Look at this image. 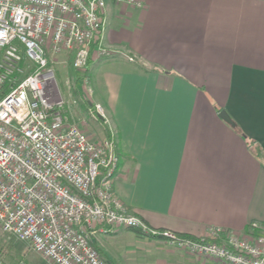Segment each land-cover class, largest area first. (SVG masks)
<instances>
[{
  "label": "crops",
  "instance_id": "obj_1",
  "mask_svg": "<svg viewBox=\"0 0 264 264\" xmlns=\"http://www.w3.org/2000/svg\"><path fill=\"white\" fill-rule=\"evenodd\" d=\"M106 6L102 43L121 68L92 60L84 76L101 69L105 99L85 101L116 137L113 195L149 228L196 238L264 223V0ZM92 244L107 264H221L126 228Z\"/></svg>",
  "mask_w": 264,
  "mask_h": 264
},
{
  "label": "built area",
  "instance_id": "obj_2",
  "mask_svg": "<svg viewBox=\"0 0 264 264\" xmlns=\"http://www.w3.org/2000/svg\"><path fill=\"white\" fill-rule=\"evenodd\" d=\"M105 8L106 0H0V232L47 264H107L92 244L96 233L149 231L112 193L113 138L92 142L69 120L53 66L62 57L85 73L90 60L111 55L102 43ZM169 245L221 264H264V223L242 232L210 227Z\"/></svg>",
  "mask_w": 264,
  "mask_h": 264
},
{
  "label": "rangeland",
  "instance_id": "obj_3",
  "mask_svg": "<svg viewBox=\"0 0 264 264\" xmlns=\"http://www.w3.org/2000/svg\"><path fill=\"white\" fill-rule=\"evenodd\" d=\"M108 2H112L110 0H106V4ZM107 8V6H106ZM105 8V10H106ZM115 55L112 54L106 57H103L100 60V64H106L110 70L121 68L119 64L115 61ZM114 60V61H113ZM64 64H63V63ZM59 58L55 59L53 66L55 67L56 71V80L57 86L59 91L61 92L63 99L67 104V108L71 111V120L73 123L77 124L82 131H84L89 139L92 142H99L102 141V136L104 132V124L107 123V118H100L98 115L95 114L93 108H88L84 103L86 102L84 98L85 93V81L86 79L83 72L75 70L70 60H64ZM101 69H97L96 66L93 67L91 73V80L88 81L87 84L94 95H91V99L93 102L103 101L105 98V92L102 88V79L100 78L99 71ZM86 74V73H85ZM93 96V97H92ZM102 108V107H101ZM89 110H92L91 112ZM104 112V111H103ZM105 115V114H104ZM10 244L12 245L11 251H9V256L7 255V250L4 248L3 253L1 255L0 260L4 264H47L45 261L40 259L30 248L27 244L16 240L11 235L1 233L0 232V244ZM112 244H114L112 242ZM117 245H108V251L110 257L114 258L115 261L118 263H123L124 258L128 257V255H123V252H119L118 249L115 247ZM170 246V245H169ZM168 246V247H169ZM174 246H170L169 248H173ZM178 249V248H177ZM181 250V249H180ZM123 251V250H122ZM194 256V255H192ZM197 257V256H196ZM11 259V262L9 260Z\"/></svg>",
  "mask_w": 264,
  "mask_h": 264
},
{
  "label": "trees",
  "instance_id": "obj_4",
  "mask_svg": "<svg viewBox=\"0 0 264 264\" xmlns=\"http://www.w3.org/2000/svg\"><path fill=\"white\" fill-rule=\"evenodd\" d=\"M91 61V60H90ZM90 63V62H89ZM84 105H86V107L89 108V103L86 101L84 103ZM67 114V113H66ZM105 134H106V138H113L115 139V135H112L109 131L105 130ZM116 140V139H115ZM114 140V141H115ZM115 143V142H114ZM118 152V151H117ZM116 152V154H117ZM118 156V154H117ZM149 231L148 232H140L138 230H135L139 235L143 236V237H147V238H150V239H160V240H164L166 241L168 244L169 242H171L172 240H174L175 242H183V241H196L198 238L196 237H192V236H188V235H181V234H176V233H172L174 235V238L173 239H170L166 236H164V232L165 231H160V230H154V229H151L149 228ZM4 248L7 250V255L6 256H9V251H11L12 249V245L10 244H0V258H1V255H4L5 253H3V250ZM2 259V258H1ZM9 260V259H8ZM2 264H4L2 262V260H0ZM9 262H11V259L9 260Z\"/></svg>",
  "mask_w": 264,
  "mask_h": 264
},
{
  "label": "water",
  "instance_id": "obj_5",
  "mask_svg": "<svg viewBox=\"0 0 264 264\" xmlns=\"http://www.w3.org/2000/svg\"><path fill=\"white\" fill-rule=\"evenodd\" d=\"M219 117L226 123H228L231 126H234V123L232 122V120L229 118V116L224 112H220Z\"/></svg>",
  "mask_w": 264,
  "mask_h": 264
}]
</instances>
